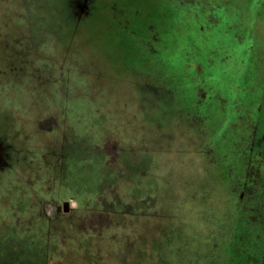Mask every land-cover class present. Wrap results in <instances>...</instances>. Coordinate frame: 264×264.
Returning a JSON list of instances; mask_svg holds the SVG:
<instances>
[{
	"label": "rangeland",
	"instance_id": "1",
	"mask_svg": "<svg viewBox=\"0 0 264 264\" xmlns=\"http://www.w3.org/2000/svg\"><path fill=\"white\" fill-rule=\"evenodd\" d=\"M88 1L0 0V264H264V121L245 124L254 103L246 109L223 73L232 50L193 47L184 30L188 17L206 38L212 15L191 13L193 0H145L131 21L138 35L124 0H101L102 19L78 29ZM170 5L174 20L158 19L147 47L156 55L154 35L168 27L186 56L181 85L159 67L148 69L156 77L128 72L107 41L112 27L145 53L143 26ZM254 30L264 43V21ZM213 107L234 113L226 128ZM229 154L241 164L218 186ZM227 188L242 195L241 237L240 226L226 237Z\"/></svg>",
	"mask_w": 264,
	"mask_h": 264
},
{
	"label": "trees",
	"instance_id": "2",
	"mask_svg": "<svg viewBox=\"0 0 264 264\" xmlns=\"http://www.w3.org/2000/svg\"><path fill=\"white\" fill-rule=\"evenodd\" d=\"M252 1L254 3L255 7H258L259 0H252ZM100 16L101 15H99V12H98V15L96 13H93V15L86 17V18H83L82 20L79 21L78 29L86 21L90 20L91 22H95L97 20H101L102 18ZM172 17H173V15H170V18H172ZM174 17H173V20H174ZM258 19L259 18H257L256 21ZM153 20H155L154 22H156L157 18L154 17ZM168 23H170V22H168ZM166 25L171 26L168 24H166ZM171 28H173V27H171ZM109 29H110L109 32H110L111 37H108V39L106 38L108 41V48H109V50H112L113 53L116 54V56L118 55L119 60H120L121 64L123 65V69L127 70L128 72L130 71L131 73L137 72L136 74H138V73L144 74V72H146V74H144V75L156 77L153 72L148 71L149 67H151V66H153L154 68L159 67L160 71H164V65L168 64V66L171 69L172 75L174 77L179 76L178 81H180V77L182 76V69L186 65V63L184 62V58L186 56L183 55L181 51H179V50H181L180 48L172 47L171 48L172 50L170 51V49L165 50V49L159 47L157 49V51H155L156 55L151 54V57L149 58L148 55H146L145 53H142L140 51V48H138L136 41L134 42L133 40H130V39L129 40L123 39L122 36L120 38L118 33L114 34V32H113L114 28L109 27ZM256 36H257V34L254 32L252 37L255 39L257 44L250 43V41L247 40L245 45L236 43L235 45L232 46V49H231L232 55L230 57V58H232L231 66H230V68L226 67L228 69H224V72H223L224 75H226V76H228L229 73H231L229 76L236 83V85H239L241 87V89L244 92H246V90H248V87L250 89V86H252L253 89L256 88L257 90L260 88V86H263V90H264V69H263V67H264V43L259 42L257 40ZM83 37L86 40L85 36H80L79 39H83ZM195 37H196L195 34H190V39L192 40L191 44L193 45V47H197L199 49L202 47V44L199 43L200 42L199 38H197V37L195 38ZM173 40H174V42H176L175 39H173ZM94 41H96V40L90 37L89 42H86V43L90 45L89 46L90 49L93 50L95 48L94 51L101 53L102 50L94 45ZM214 41H215V39H214ZM209 45L214 46L213 40L210 41ZM209 47H211V46H209ZM96 49H99V50H96ZM177 49H179V50H177ZM152 52L153 51H151V53ZM160 54H162V58L160 57L161 56ZM172 54H174L175 58H173ZM111 57L114 59V56H111ZM154 59H155V61H154ZM152 63H154L156 65H152ZM116 64H119V62L116 61ZM144 68H145V70H143ZM217 71H219V70L217 69ZM262 74H263V78L261 77ZM158 78H160V76ZM161 78H162V76H161ZM184 79L186 80V78H184ZM179 100H180V97H179ZM179 103H180V101H179ZM210 113L213 114V116H210V118H212L214 120L216 118L217 122H218V120H220V122H218L219 126H222L225 128H226V126H228L227 116L229 117L230 114L232 113L229 109H227V111H223V110L217 111L216 109H212V111ZM260 116L262 119L264 118V108H263ZM206 120H207V118H206ZM218 123H217L216 128H219ZM213 131H215V128ZM230 153H232V151H230ZM236 157L234 154H229L228 156H222V158L220 157L219 161L216 165H217V167H220V169L219 168L218 169L221 173H220V175H218L219 176L218 178H215L216 177L215 176L214 177L215 179L214 180L211 179V181L216 182L217 185L220 186L221 183H224V182H226V180H228V177L230 180L232 178L231 177L232 175H231L229 168H231L232 166H235L234 164L237 161ZM238 161H240V160H238ZM227 190H228L226 193L227 194V200H225V201L230 202V204H229V206L231 208L230 217H232L234 214V217H233L234 221L231 222L232 229L230 232H228L226 237H236L237 234L236 233L234 234V232H235V230L237 231L238 226H240L238 222L245 215V213L242 212L241 209L238 207V201L241 202L240 205H242L243 201L241 200V198L239 200V197H241V195H239V193H237L235 188L234 189L227 188ZM206 194L210 195L211 193L206 192ZM207 197H208V195H207ZM207 201H208V198L204 199L205 204L209 203ZM225 201L223 204H225ZM223 222H225V221H223ZM239 228L240 229H239L238 234L240 233V235L238 237H241V235L243 236L242 226H240ZM214 236H215V234H214ZM260 237H264V234L258 235L256 237V239H260ZM262 258L264 260V250H261V255L259 256V259H262Z\"/></svg>",
	"mask_w": 264,
	"mask_h": 264
},
{
	"label": "flooded vegetation",
	"instance_id": "3",
	"mask_svg": "<svg viewBox=\"0 0 264 264\" xmlns=\"http://www.w3.org/2000/svg\"><path fill=\"white\" fill-rule=\"evenodd\" d=\"M99 1H101V0H89L88 1V11L83 16L84 18L93 15V13H98V12H100L101 9H103L102 7H100V9H99V7H97V3ZM103 1L106 3L105 0H103ZM191 2L192 3L189 5V7H190L189 11H191V13L201 14L203 16H206V18H208V16L210 18L211 15L213 17L212 19H210L211 23H210V20L205 19V21H206L205 25L207 26V28L205 27V25L202 26L203 29L206 28V31L209 32V35H207L206 38H204L205 34H203L199 31L200 26H199L198 21L193 20V19L188 20L189 19L188 17H183L184 18L183 21L185 23L184 24V30L190 31V34H195L196 37L199 38V41H200L199 43L202 44V47L209 45L210 41H212V40H213L214 47L217 49H226V48L232 49V46L235 45L236 43L245 45L247 40H249L250 43L257 44V42L252 37V35L254 34V32L256 33V31H254L255 24L258 21H262V22L264 21V0H259L258 7H255L253 5L252 0H245V1H243V0H193ZM182 3L183 2L181 1V4ZM144 4H145V0H124V4H123V6H121L123 8L121 10V13L124 14L125 17L126 16L128 17L125 19V21L128 22L129 26L126 25V27L127 26L131 27L133 33L134 32H136L137 34L140 33L139 30L133 29V25H131V21L133 23V20L135 19V17H139V16L143 15V12L141 13L140 6H144ZM106 6H108V3H106ZM148 7H149V3H148ZM170 7H171L170 12L167 11V12L163 13V16H161V18L156 17L157 20H156V22H154L153 27L152 26L150 27L147 24H145L142 28V30H144L143 31L144 35H143L142 41L146 45V48H144L146 50L145 54L148 55L149 58L151 57V54H152L151 51L152 50L147 46H149V43L151 41L148 39L152 35L150 36V34H148L149 33L148 29L149 28H152V29L156 28L155 25H157V24H158L157 26H159V23H157L158 19L161 20V23H162V20H165L167 15H169V17H170V15L174 16L177 13L173 9V5H170ZM98 9H99V11H97ZM108 10H110V9H108ZM108 10H103V11H108ZM181 11L185 12V14H186V11H184L182 9H181ZM129 18H131V19H129ZM257 18H259V19L256 21ZM163 25H165V24H163ZM128 27L126 29H129ZM167 28L168 27L164 28L163 31H159V30L156 31V33L154 35V37L159 36V39H158L159 43H156V45H158L160 48H163L165 50L166 49L169 50L172 47H174V43H170L169 41H166L167 39H165V36L167 33ZM210 36H212L213 39ZM209 38H211V40H209ZM214 39H215V41H214ZM143 42H142V45L144 46ZM186 44H189V43L187 42ZM160 55H161L160 57L162 58V54H160ZM164 72L165 73L167 72V75L169 74L170 79L173 78L171 69L168 66V64L164 65ZM181 80H185V79L183 78ZM181 80H180V85H181ZM173 87H175V89L180 93L178 95L181 98H183L184 100L188 99L187 96L184 97L181 94V89L179 86H177L176 84L173 83ZM236 87H240V86L236 85ZM230 93L233 94L232 92H230ZM214 96H216V95H214ZM245 96H246V98L245 99L243 98V101H245L248 106H246L245 103L243 105L245 106L246 109H250L249 105L254 103V107L252 109H250L248 115L245 112H243L245 117H246V115L249 116V117H246V123L245 124L246 125L248 124V126H251L252 124H256V125L258 124L261 126V122L264 121V118L262 119L260 116V114H261L260 110L261 109L263 110V108H264L263 86H260V88L258 90L256 88L253 89L252 86H250V89L248 87V90H246V92H245ZM231 97H233V95ZM192 98L193 97L191 95L189 99L192 100ZM211 98L213 99V95H211ZM218 98L221 99L220 97H218ZM183 99H182V101L179 100L180 104H182L184 109H187V106H185V102ZM217 104H220V103L218 102ZM212 109H215V107L211 108V111H212ZM216 110L218 111V109H216ZM247 112H248V110H247ZM233 114L234 113H232V115H231L232 118H233ZM209 115L213 116V114H211V113H209ZM242 160H245V157H243ZM236 163L238 164L237 166L239 168V165L241 164L240 161L237 160ZM240 198L242 199V195ZM69 204H70V202H69ZM70 206L71 205H69L68 211L65 210V206H64V208H63L64 212L69 213L71 210Z\"/></svg>",
	"mask_w": 264,
	"mask_h": 264
},
{
	"label": "water",
	"instance_id": "4",
	"mask_svg": "<svg viewBox=\"0 0 264 264\" xmlns=\"http://www.w3.org/2000/svg\"><path fill=\"white\" fill-rule=\"evenodd\" d=\"M69 205H70L69 202H66V203L64 204V206H65V210H66V211L69 210Z\"/></svg>",
	"mask_w": 264,
	"mask_h": 264
}]
</instances>
